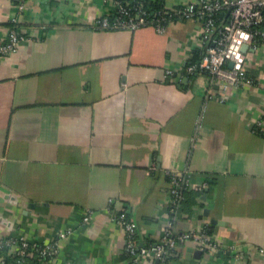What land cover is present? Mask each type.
Masks as SVG:
<instances>
[{"label": "crops", "instance_id": "crops-1", "mask_svg": "<svg viewBox=\"0 0 264 264\" xmlns=\"http://www.w3.org/2000/svg\"><path fill=\"white\" fill-rule=\"evenodd\" d=\"M115 11L114 0H0V47L14 17L26 37L0 51V241L46 249V264H159L129 263L126 208L139 244L170 227L219 244L189 239L169 264H264V41L246 51L252 83L224 87L188 71L208 46L201 21L96 26ZM172 172L185 179L176 203Z\"/></svg>", "mask_w": 264, "mask_h": 264}, {"label": "built area", "instance_id": "built-area-1", "mask_svg": "<svg viewBox=\"0 0 264 264\" xmlns=\"http://www.w3.org/2000/svg\"><path fill=\"white\" fill-rule=\"evenodd\" d=\"M114 3L116 4L114 14L119 13L120 15L115 20H111V15L102 16L97 21L98 28L136 29L152 23L157 25L159 30L162 29L161 17L139 8L135 11V18L131 15V8L128 4H123L119 0H114ZM18 8L23 10L25 4H19ZM164 15L169 18L174 15L188 16L203 24L202 41L208 46L201 61L188 66L189 72L192 73L198 69L207 74L209 78L221 82L224 87L252 83L246 68V52L243 51V46L245 44L249 47L255 46L258 37H264V29L259 27L264 22V0H191L172 8H165ZM16 22L17 18H12L14 25ZM25 38V35L21 34L15 26L11 27L7 42L0 47L1 53L13 52ZM260 126L264 130V119L260 122ZM172 174V193L176 203L183 199L182 189L185 187L181 183L182 174L177 172H172ZM112 205L113 201L109 208ZM121 210V213H116V219L128 232L127 250L133 254L140 250L134 261L147 254L163 258L169 248H175L179 243L189 239L199 240L206 248H217L219 245L218 242L209 239L206 234L199 231L177 233L171 227L167 229L160 242L152 246L138 244L134 240L136 235L140 237L138 224L132 218L129 209L122 208ZM92 215L89 213L84 216V219L88 220L92 218ZM32 247L29 242L15 238L0 241V250L6 248L10 255L20 257L26 256ZM38 250L42 255L47 253L46 249L38 247ZM47 264L55 263L48 262Z\"/></svg>", "mask_w": 264, "mask_h": 264}, {"label": "trees", "instance_id": "trees-1", "mask_svg": "<svg viewBox=\"0 0 264 264\" xmlns=\"http://www.w3.org/2000/svg\"><path fill=\"white\" fill-rule=\"evenodd\" d=\"M119 1H121L123 4H128V6L131 8V13H132L131 15L134 16L135 18H136L135 11L138 10L139 8L144 9L150 14L157 15L159 17H161L165 13V10H163L164 7L162 6L161 3L152 2L151 0H119ZM119 15H120L119 13L111 14V20H115L116 17H118ZM10 25H12V27L15 26L12 23H10ZM259 27L264 29V22H262ZM259 40L264 41V37L259 36L258 41ZM202 57H203L202 54L197 53L194 60L191 63L198 64L201 61ZM195 71L200 73L198 69ZM134 240L136 243L138 244L140 243V237L138 235H136V238ZM153 244H154L153 241H148L146 242L145 245L152 246ZM180 244L181 243H179L177 246H179ZM177 246L175 248H169L167 252L164 254L163 258H161L159 264L171 263V261H173V259L178 254L177 249H176ZM5 251H6V248L3 249L1 253L5 255ZM139 252L140 250H138L136 254L135 253L133 254L130 251L126 250V254H127L126 257L129 263L134 262V259ZM19 257L20 256L18 255H9L6 257L7 258L6 261L9 262V264H46L45 262H47L48 260V256L42 255L41 252L38 250V248H35V247L30 248L26 256H22L20 258Z\"/></svg>", "mask_w": 264, "mask_h": 264}, {"label": "water", "instance_id": "water-1", "mask_svg": "<svg viewBox=\"0 0 264 264\" xmlns=\"http://www.w3.org/2000/svg\"><path fill=\"white\" fill-rule=\"evenodd\" d=\"M248 48H249V45L248 44H245L244 46H243V51H247L248 50ZM231 65H233V63H231ZM219 223H221V221H218ZM188 251H189V253L190 252H193L192 254L194 255V256H200L201 255V250H194V248L193 247H189L188 248ZM190 255V254H189Z\"/></svg>", "mask_w": 264, "mask_h": 264}]
</instances>
